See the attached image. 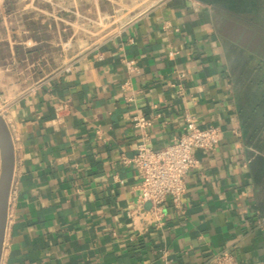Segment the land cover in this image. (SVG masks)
I'll use <instances>...</instances> for the list:
<instances>
[{"label":"crops","instance_id":"1","mask_svg":"<svg viewBox=\"0 0 264 264\" xmlns=\"http://www.w3.org/2000/svg\"><path fill=\"white\" fill-rule=\"evenodd\" d=\"M80 1L3 0L0 62L50 40L77 45L78 13L108 15L98 4L108 0ZM123 6L98 37L80 40L87 49L68 70H31L21 87L0 65L14 155L0 264H159L163 251L172 264H216L223 250L233 264H264V167H253L264 151L255 108L236 89L227 12L202 0ZM186 113L217 126L219 141L193 149L185 192L178 204L166 196L156 220L149 202L136 207L139 175L121 155L142 138L135 115L150 118L147 139L159 148L186 130Z\"/></svg>","mask_w":264,"mask_h":264},{"label":"rangeland","instance_id":"2","mask_svg":"<svg viewBox=\"0 0 264 264\" xmlns=\"http://www.w3.org/2000/svg\"><path fill=\"white\" fill-rule=\"evenodd\" d=\"M2 2L3 0H0V4ZM80 2L85 4L86 1ZM133 2L134 0H108L107 6L104 5L105 2L102 4L98 2L103 13L108 15L102 18L99 13H92L91 16H85L82 12L78 13L74 25L76 31L72 32L77 37V45H73L69 38L46 41L43 47L38 48L37 52L29 54L27 58L23 57V52H21L18 55V61L14 63L0 62V65L6 67L7 75L18 78L21 87L23 79L28 77L31 70L39 69L40 77H48L57 73L66 68L75 56L87 49L86 45H80L81 39L98 37L99 30L104 28L103 24L112 22L113 16L124 11L123 4H132ZM257 15H251L249 18L228 15L223 31L227 37L226 45L236 89L241 93L244 102L255 108V111L251 112V117L254 119V122L252 121L253 128L257 133H260L258 145L264 151V5L261 8V15ZM4 22L5 15L1 13L0 24L3 26ZM66 32L68 34V31ZM54 33L56 32L46 31L45 36L47 39H53ZM4 34L3 29L0 28V35ZM6 54V48H0V58ZM37 55L41 61L31 65V59L35 60ZM30 66H33L31 67L33 69Z\"/></svg>","mask_w":264,"mask_h":264},{"label":"built area","instance_id":"3","mask_svg":"<svg viewBox=\"0 0 264 264\" xmlns=\"http://www.w3.org/2000/svg\"><path fill=\"white\" fill-rule=\"evenodd\" d=\"M127 64L132 67L131 61ZM64 69L68 70L69 66ZM185 118L186 130L180 136L162 147L154 148L149 144L145 132L146 127L151 123L150 118L135 115L134 124L139 128L142 138L137 143L136 152L132 156L121 155V160L132 163L139 175L136 207L149 202L150 215L156 220L161 215V205L166 196L178 204L185 192L186 174L198 164L193 149L212 151L219 141L220 129L217 126H199L188 113L185 114ZM215 261L216 264H233L234 257L229 251L223 250L216 256ZM159 264H172L166 251L161 253Z\"/></svg>","mask_w":264,"mask_h":264},{"label":"water","instance_id":"4","mask_svg":"<svg viewBox=\"0 0 264 264\" xmlns=\"http://www.w3.org/2000/svg\"><path fill=\"white\" fill-rule=\"evenodd\" d=\"M13 165L14 155L10 132L0 114V255L6 226Z\"/></svg>","mask_w":264,"mask_h":264},{"label":"trees","instance_id":"5","mask_svg":"<svg viewBox=\"0 0 264 264\" xmlns=\"http://www.w3.org/2000/svg\"><path fill=\"white\" fill-rule=\"evenodd\" d=\"M218 5L228 15L240 16L243 18H249L251 15H261V8L264 5V0H202ZM257 15V16H258ZM253 167L255 169H260L264 167V158L257 157L253 162ZM264 210V207H262Z\"/></svg>","mask_w":264,"mask_h":264}]
</instances>
